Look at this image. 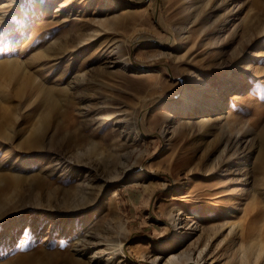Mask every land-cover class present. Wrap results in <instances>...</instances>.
I'll return each instance as SVG.
<instances>
[{
	"label": "rangeland",
	"instance_id": "rangeland-1",
	"mask_svg": "<svg viewBox=\"0 0 264 264\" xmlns=\"http://www.w3.org/2000/svg\"><path fill=\"white\" fill-rule=\"evenodd\" d=\"M0 27V264H264V0H0Z\"/></svg>",
	"mask_w": 264,
	"mask_h": 264
},
{
	"label": "bare ground",
	"instance_id": "bare-ground-1",
	"mask_svg": "<svg viewBox=\"0 0 264 264\" xmlns=\"http://www.w3.org/2000/svg\"><path fill=\"white\" fill-rule=\"evenodd\" d=\"M202 1V0H201ZM220 4V3H219ZM1 28V27H0ZM6 29V28H5ZM184 30V29H183ZM262 33H264V28L262 29V30H260ZM186 32H187V30H186ZM189 32V31H188ZM183 33H184V31H183ZM180 34H181V36L183 35L182 33H180L179 32V37H180ZM170 38V37H169ZM180 38H182V37H180ZM183 38H184V36H183ZM166 39V38H165ZM181 41V40H180ZM81 42H83V40H81V41H79V43L78 44H80ZM120 42V41H119ZM136 42V41H135ZM167 42H168V40H167ZM118 43V42H117ZM115 44V43H114ZM122 44H124L125 45V47H126V44L123 42ZM166 44V43H165ZM174 44V43H173ZM124 45H122V46H124ZM129 45V44H128ZM168 45V44H167ZM80 46H81V44H80ZM123 48V47H122ZM128 48V47H127ZM115 49V48H114ZM122 53V52H121ZM124 54V53H123ZM250 54H252V53H250ZM238 60H240V58H242L243 56L241 55V54H238ZM251 56L249 55V58H250ZM118 60L119 61H121V62H125V64L124 65H128L129 64V61L128 60H126V56H123V55H118ZM237 64H238V62H237ZM236 65V64H235ZM145 66V65H144ZM143 70H146L145 68L143 69ZM187 97H188V94L187 93H185L184 95H183V100L184 101H186V99H187ZM219 102H220V100H217L216 101V105L218 104L219 105ZM192 105V104H191ZM197 105H199V104H197ZM212 105V104H211ZM204 110V112L205 111H207V110H220L221 109V106H217L216 108L214 107H208L207 109H205V108H203ZM186 110V109H185ZM180 111V110H179ZM191 113H193V111H191ZM198 113H202V112H200V111H196L195 112V114L197 115ZM192 115V114H191ZM204 115V114H203ZM207 117V116H206ZM212 117V116H211ZM228 117V116H227ZM226 117V118H227ZM210 118V117H209ZM224 118V117H223ZM188 119V118H187ZM214 119V118H213ZM225 119V118H224ZM192 120V119H191ZM215 120H217V121H222V117L221 116H218V117H216L215 118ZM117 121H120V119L119 120H117ZM205 122H207V119H205V118H202L200 121H199V123H205ZM226 122V121H225ZM184 123L185 122H182L180 125H184ZM198 123V122H197ZM133 124V123H132ZM228 123H226L224 126H226L227 127V131L229 132L228 134H229V136L231 137V136H233L234 134H238L240 131H239V129H235V132L236 133H234V131L232 130L233 128L231 127V126H229V125H227ZM223 125V124H222ZM233 127H234V125H233ZM134 128V127H133ZM232 128V129H231ZM222 129H225L224 127H222ZM230 141V139L228 140V141H226L227 143H226V146H225V148H224V151H225V149H227V146L229 145V142ZM120 163V167H122L123 169H126V167H125V163H123V162H119ZM137 179L139 178V176H137L136 177ZM101 189V188H100ZM100 189H99V191H100ZM226 195H229V193H225ZM95 201H96V199H95ZM89 204H91V203H87V202H84L82 205L81 204H77V205H75V206H73L74 208H72V209H77V208H79V207H81V206H87V205H89ZM180 212V211H179ZM173 220H174V223H175V227H178V228H180V226H182L183 225V223H184V218H182L181 216H179V217H174V218H172ZM176 230V229H175ZM177 231V230H176ZM175 231V232H176ZM98 234V236H99V233H97V232H91V233H89V237L88 238H84V237H81V238H77V240L75 241V243L73 244V246H80V250H81V254L82 253H84V249H85V245L86 244H91V246L94 244V242H93V240H92V238L93 237H95V235H97ZM96 239H98V240H104V239H100V238H98V237H96ZM92 241V242H91ZM90 242V243H89ZM96 243H98V242H96ZM103 243H104V247H103V249L104 250H109L108 251V254H110V257H111V262H110V264H120L121 262H122V260H118V256H120V255H123V254H125V248H124V246L122 245V243H121V240H115V241H103ZM207 248H208V246H206V245H204V246H202V247H200L198 250H197V254L196 255H192V254H189V255H186L185 257H184V259L181 261V262H178V259H180V257L179 256H176V255H174V254H172V255H169L168 257H166V260H165V262H164V264H178V263H181V264H204V260H205V258H206V256H207V254H208V252H206V250H207ZM88 251V250H87ZM90 252H91V250H90ZM89 252V253H90ZM121 258V257H120ZM93 262H95V254H94V252L92 253V254H89L88 256H87V258L86 259H83L82 257H77V256H74L73 255V257L71 258V264H92ZM156 262V259H154L153 260V263H155ZM123 264V263H122Z\"/></svg>",
	"mask_w": 264,
	"mask_h": 264
}]
</instances>
